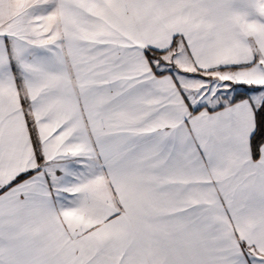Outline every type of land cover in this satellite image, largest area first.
<instances>
[{
	"label": "snow or ice",
	"instance_id": "obj_1",
	"mask_svg": "<svg viewBox=\"0 0 264 264\" xmlns=\"http://www.w3.org/2000/svg\"><path fill=\"white\" fill-rule=\"evenodd\" d=\"M0 264H264V0H0Z\"/></svg>",
	"mask_w": 264,
	"mask_h": 264
}]
</instances>
